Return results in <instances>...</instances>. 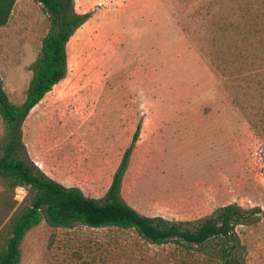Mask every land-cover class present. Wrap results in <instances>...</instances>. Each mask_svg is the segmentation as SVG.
<instances>
[{
	"label": "rangeland",
	"instance_id": "rangeland-1",
	"mask_svg": "<svg viewBox=\"0 0 264 264\" xmlns=\"http://www.w3.org/2000/svg\"><path fill=\"white\" fill-rule=\"evenodd\" d=\"M83 20L64 74L20 121L21 157L102 198L127 151L119 196L139 213L194 219L226 203L264 209V0H72ZM48 19L15 0L0 26V80L23 98ZM3 122L0 118V154ZM2 198L10 205L9 193ZM0 207V232L22 199ZM7 215L5 216V213ZM243 264H264V218L237 224ZM16 264H179L170 243L114 226L51 227Z\"/></svg>",
	"mask_w": 264,
	"mask_h": 264
},
{
	"label": "trees",
	"instance_id": "trees-1",
	"mask_svg": "<svg viewBox=\"0 0 264 264\" xmlns=\"http://www.w3.org/2000/svg\"><path fill=\"white\" fill-rule=\"evenodd\" d=\"M37 1L42 4L48 25L34 59L28 64L30 76L22 100H10L0 80V118L4 136L0 179L4 194L8 192L11 198L8 205L3 197L0 207L7 211L14 206L15 186L21 185L25 189L22 199L4 223L5 231L0 232V264H16L20 257L21 238L29 227L41 220L51 227L81 224L128 229L144 242L173 245L172 254L179 264H243V245L235 226L264 218V209L258 206L226 203L194 219L174 220L161 215H146L119 196L127 151L102 198L86 195L76 186L62 185L21 157L20 121L64 74L65 43L84 18V14L74 11L72 0ZM14 2L0 0V26L6 23Z\"/></svg>",
	"mask_w": 264,
	"mask_h": 264
}]
</instances>
